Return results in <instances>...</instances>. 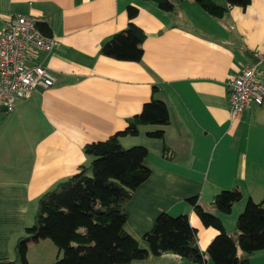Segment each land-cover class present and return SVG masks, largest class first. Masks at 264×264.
Here are the masks:
<instances>
[{"label": "crops", "instance_id": "0c3cea01", "mask_svg": "<svg viewBox=\"0 0 264 264\" xmlns=\"http://www.w3.org/2000/svg\"><path fill=\"white\" fill-rule=\"evenodd\" d=\"M129 6L139 9L134 23L146 35L140 63L100 53L105 41L127 27ZM16 15L42 19V33L57 37L60 46L33 52L27 61L51 69L53 87L19 100L13 112L0 105V259H14L39 197L88 163L84 146L124 130L153 98L168 107L164 142L174 151L173 160L162 156L163 141L146 134L121 140L125 147L149 149L151 176L126 206L125 229L142 247L148 249L142 238L160 213L187 214L206 254L218 230L202 224L188 198L198 196L216 213V194L238 188L243 199L231 214H219L230 231L247 201L264 197V104L233 116L227 89L264 49V0L233 7L222 18L194 0L183 1L173 14L143 0H0V33ZM58 254L47 239L29 245L28 260L52 264ZM130 264L191 263L167 253ZM250 264H264V251Z\"/></svg>", "mask_w": 264, "mask_h": 264}, {"label": "trees", "instance_id": "16d2710c", "mask_svg": "<svg viewBox=\"0 0 264 264\" xmlns=\"http://www.w3.org/2000/svg\"><path fill=\"white\" fill-rule=\"evenodd\" d=\"M143 1L155 2L162 11L173 14L185 0L177 4L170 0ZM194 1L215 18H222L233 7L246 8L251 2L225 0L227 6H221L214 0ZM127 13V27L105 41L100 53L116 60L140 63L146 35L134 23L139 9L129 6ZM42 24L38 25L41 31ZM169 124L166 103L153 98L144 104L140 114L127 120L124 130L106 140L86 144L83 151L88 163L39 197L34 222L18 238L14 259H0V264H30L29 245L47 239L59 251L52 264H130L167 253L191 264H206V254L212 264H250L255 253L264 251V197L259 202L249 199L238 215L235 228L228 231L219 214H231L234 205L243 199L236 187L216 194L213 201L216 213L206 210L198 196L187 199L202 224L218 230L206 254L198 245V231L190 224L187 214L160 213L153 228L143 235L148 249L126 231L127 203L152 171L146 164L149 149L143 145L125 147L121 140L137 137L141 127L155 126L157 129L147 131L146 136L163 141L162 156L173 160L174 151L164 142L165 127Z\"/></svg>", "mask_w": 264, "mask_h": 264}, {"label": "built area", "instance_id": "2783aa9c", "mask_svg": "<svg viewBox=\"0 0 264 264\" xmlns=\"http://www.w3.org/2000/svg\"><path fill=\"white\" fill-rule=\"evenodd\" d=\"M41 22L32 15H16L0 33V105L5 104L7 112H13L19 100L29 99L38 89H48L56 83L48 67L27 64L33 52L53 51L60 46L57 37L42 33L38 27ZM255 57L258 62L244 66L228 82L233 116L245 113L252 104H264V49Z\"/></svg>", "mask_w": 264, "mask_h": 264}, {"label": "rangeland", "instance_id": "374dc122", "mask_svg": "<svg viewBox=\"0 0 264 264\" xmlns=\"http://www.w3.org/2000/svg\"><path fill=\"white\" fill-rule=\"evenodd\" d=\"M142 129H144V128H141V130H140V135H141V137H143L142 135H144V134H146L145 132H144V130H142ZM48 243H50V245H51V247L53 246V247H55L54 245H53V243L51 242V240H48ZM55 249V248H54Z\"/></svg>", "mask_w": 264, "mask_h": 264}, {"label": "water", "instance_id": "95a60500", "mask_svg": "<svg viewBox=\"0 0 264 264\" xmlns=\"http://www.w3.org/2000/svg\"><path fill=\"white\" fill-rule=\"evenodd\" d=\"M172 3H174V4H177V3H179L180 2V0H170ZM253 61L254 62H258V59L254 56L253 57Z\"/></svg>", "mask_w": 264, "mask_h": 264}]
</instances>
